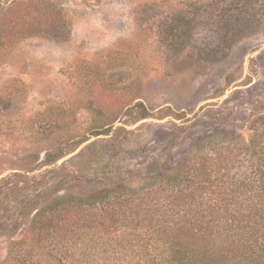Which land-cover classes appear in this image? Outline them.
<instances>
[{"label":"rangeland","instance_id":"obj_1","mask_svg":"<svg viewBox=\"0 0 264 264\" xmlns=\"http://www.w3.org/2000/svg\"><path fill=\"white\" fill-rule=\"evenodd\" d=\"M249 1L0 0V264L10 241L46 257L39 214L60 198L142 195L203 131L250 136L264 5ZM230 3L237 34L220 21Z\"/></svg>","mask_w":264,"mask_h":264},{"label":"trees","instance_id":"obj_2","mask_svg":"<svg viewBox=\"0 0 264 264\" xmlns=\"http://www.w3.org/2000/svg\"><path fill=\"white\" fill-rule=\"evenodd\" d=\"M237 8L230 3L220 14L223 29L236 34L233 24H244ZM248 110V138L223 127L203 131L155 172L153 190L119 186L96 202L60 198L39 214L50 221L51 232L35 239L46 257L10 241L1 264H264V111Z\"/></svg>","mask_w":264,"mask_h":264}]
</instances>
